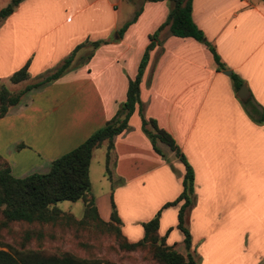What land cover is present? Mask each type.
Masks as SVG:
<instances>
[{
    "label": "crops",
    "instance_id": "0c3cea01",
    "mask_svg": "<svg viewBox=\"0 0 264 264\" xmlns=\"http://www.w3.org/2000/svg\"><path fill=\"white\" fill-rule=\"evenodd\" d=\"M169 6L168 0H19L0 20V82L12 92L81 45L67 70L0 117V157L14 177L46 171L113 116ZM190 15L221 68L205 43L163 28L140 77V112L136 107L112 139L110 178L101 172L105 189L94 194L90 184L89 191L102 221L113 202L127 242L141 239V223L159 211L158 235L196 264H263L264 0H191ZM95 41L103 42L91 49ZM25 64L27 79L10 83ZM231 74L247 91L243 101ZM141 116L170 135L192 169L187 249L176 227L179 204L162 206L180 193L184 166L165 144L155 142L159 153L152 149ZM100 146L106 150L105 142Z\"/></svg>",
    "mask_w": 264,
    "mask_h": 264
},
{
    "label": "trees",
    "instance_id": "16d2710c",
    "mask_svg": "<svg viewBox=\"0 0 264 264\" xmlns=\"http://www.w3.org/2000/svg\"><path fill=\"white\" fill-rule=\"evenodd\" d=\"M157 1V0H147ZM168 14L157 29L148 36L146 45L137 65L135 76L127 80L125 99L117 107L113 116L101 127L92 132L85 140L68 152L50 161L44 172H32L23 177H14L10 173L7 162L0 157V264H116L109 260L95 257H81L71 251L59 250L50 252L41 246L45 236L54 235L53 230L74 233L76 236L85 232L89 236L98 234L110 235L119 250L125 252L143 251L155 264H196L193 258L177 252L172 245L165 243V237L157 233L159 211L149 220L141 223L143 235L135 242H127L121 234L113 202L110 200V215L108 221H102L94 206L90 194L88 166L91 151L101 143H106L104 158V173L110 178L109 162L113 144L112 139L127 127V121L134 109L138 107L139 81L145 67L148 51L153 48L158 33L167 28L170 35L177 37H190L203 42L202 32L193 23L190 15L191 0H168ZM19 0L10 2L0 9V20L7 16ZM140 9L135 11L130 21L124 22L117 30L120 36L127 25L135 19ZM103 41L89 43L91 49ZM206 44V43H205ZM214 61L220 66L214 50L208 45ZM81 45L76 46L71 54L64 58L56 67L41 78L24 85L18 91H9L0 82V117L4 116L8 108L16 105L22 96L30 90L36 89L59 77L70 66L72 55ZM89 52L85 60L91 56ZM233 82L235 76L231 74ZM27 79L26 64L14 71L9 77L10 83H18ZM239 87L235 82V89ZM262 120V119H261ZM140 125L142 132L147 136L152 149L159 153L155 142L165 144L184 166L181 180V191L178 196L163 207L178 205L176 214V227L183 235V245L187 249L190 245V235L184 226V213L190 204L193 190V172L173 139L163 129L159 128L153 119L141 116ZM81 200L83 211L80 218L76 219L71 213L63 212L53 206L59 201L74 202ZM19 227V241H14L16 246L6 244L2 231L8 233L11 227ZM78 238V237H77ZM34 245H30V242ZM80 246L82 243L77 241ZM264 264V261H263Z\"/></svg>",
    "mask_w": 264,
    "mask_h": 264
},
{
    "label": "rangeland",
    "instance_id": "374dc122",
    "mask_svg": "<svg viewBox=\"0 0 264 264\" xmlns=\"http://www.w3.org/2000/svg\"><path fill=\"white\" fill-rule=\"evenodd\" d=\"M10 0H0L1 8L5 7ZM0 8V9H1ZM105 148L100 146L91 151V166L89 172L91 192L99 194L106 186V180L102 176V169L104 171V158ZM53 206L63 212L71 213L76 219L80 218L83 211V204L81 200L74 202L59 201ZM19 227L13 225L11 230L6 233L2 231L3 241L11 246H16L14 241H19ZM54 235L45 236L41 242V246L50 251L56 252L59 250L71 251L74 254L81 257H95L101 260H109L116 264H155L147 257L143 251H131L125 252L119 250L113 241V237L110 235L98 234L95 236H89L85 232L76 236L74 233L61 232L58 229L53 230ZM78 237V238H77ZM82 244L79 246L77 241ZM30 245H34V242H30Z\"/></svg>",
    "mask_w": 264,
    "mask_h": 264
},
{
    "label": "water",
    "instance_id": "95a60500",
    "mask_svg": "<svg viewBox=\"0 0 264 264\" xmlns=\"http://www.w3.org/2000/svg\"><path fill=\"white\" fill-rule=\"evenodd\" d=\"M225 72H226L227 74L230 73L229 71H225ZM246 96H247V91H246L245 87L242 85V86H240L239 89L237 90V92H236V97H237L239 100L243 101V100H245Z\"/></svg>",
    "mask_w": 264,
    "mask_h": 264
}]
</instances>
